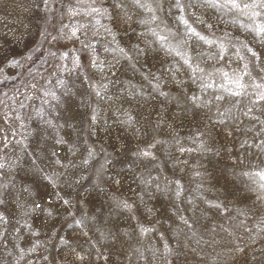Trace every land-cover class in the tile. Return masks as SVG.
Listing matches in <instances>:
<instances>
[{
	"label": "clouds",
	"instance_id": "obj_1",
	"mask_svg": "<svg viewBox=\"0 0 264 264\" xmlns=\"http://www.w3.org/2000/svg\"><path fill=\"white\" fill-rule=\"evenodd\" d=\"M0 264H264V0H0Z\"/></svg>",
	"mask_w": 264,
	"mask_h": 264
}]
</instances>
